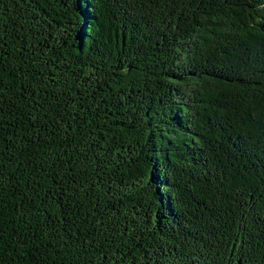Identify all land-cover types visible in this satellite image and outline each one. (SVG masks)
I'll use <instances>...</instances> for the list:
<instances>
[{"label":"trees","instance_id":"trees-1","mask_svg":"<svg viewBox=\"0 0 264 264\" xmlns=\"http://www.w3.org/2000/svg\"><path fill=\"white\" fill-rule=\"evenodd\" d=\"M0 264H264V0H0Z\"/></svg>","mask_w":264,"mask_h":264}]
</instances>
